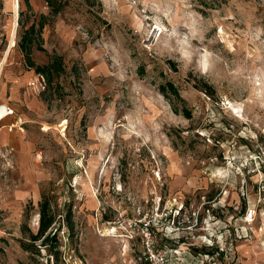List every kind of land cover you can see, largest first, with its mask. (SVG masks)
<instances>
[{"label":"rangeland","instance_id":"1","mask_svg":"<svg viewBox=\"0 0 264 264\" xmlns=\"http://www.w3.org/2000/svg\"><path fill=\"white\" fill-rule=\"evenodd\" d=\"M12 3L0 0V106L14 109L0 122V264H237L243 208L264 201V0H70L55 17L19 0L11 47ZM42 22L32 59L62 66L38 94L18 43ZM169 83L183 101L160 92ZM43 197L59 231L37 254L21 242Z\"/></svg>","mask_w":264,"mask_h":264},{"label":"trees","instance_id":"2","mask_svg":"<svg viewBox=\"0 0 264 264\" xmlns=\"http://www.w3.org/2000/svg\"><path fill=\"white\" fill-rule=\"evenodd\" d=\"M50 9V15L52 17H55L59 15L69 4L70 0H44ZM82 2L92 3V0H78ZM42 18H45L44 16ZM45 24L42 22L39 24V28L37 31V27L35 24H33L27 31H25L18 43L20 51L24 54L29 66L31 68H34L38 74H42L47 78V81L49 84H52L53 82V76L56 71H58L62 66V60L59 57H54L51 63L47 66H37L33 59H32V51L34 48V45L37 43V39H35V34L44 29ZM39 40L42 41L41 33L39 34ZM160 92L165 95L169 96L171 93L175 96L176 99L179 101H183L181 98L179 90L175 87L174 84L169 83L168 85H162L160 88ZM174 112L179 113V110L176 106H174ZM183 114L187 118H191L190 112L184 108ZM40 225L39 230L36 234L30 233V242H21L22 248L27 252L37 253L40 254V251L37 250V242H41V246L46 247V249L50 250V241L56 240L57 233L59 229L56 231L53 230L52 226L54 224V217L51 214V204L50 201L43 197V201L40 204ZM246 208H243V214L245 212ZM70 226V225H68Z\"/></svg>","mask_w":264,"mask_h":264},{"label":"crops","instance_id":"3","mask_svg":"<svg viewBox=\"0 0 264 264\" xmlns=\"http://www.w3.org/2000/svg\"><path fill=\"white\" fill-rule=\"evenodd\" d=\"M2 106L4 107L8 106L9 108L13 109L8 103L6 104V106L5 105H2ZM9 117H5L1 121L6 120ZM12 124H15V123H12ZM10 125L11 124H9V126ZM17 126L18 124L16 125V127ZM19 129L23 130L24 128L20 127ZM7 139L9 140V137ZM16 141H17V138L12 136L10 137L8 144H10L11 142V144L15 145ZM11 147L12 149L14 148L13 146ZM249 202L250 204H254L255 206H257L258 210L262 209L264 211V201L263 200L260 201L258 195L253 200L250 199ZM258 225L259 223L257 224V226ZM233 255H234L233 258L236 257L237 264H264V233H259L258 231H254V233L250 235L249 238L245 242L241 243L240 245L238 244L235 245V250L233 252Z\"/></svg>","mask_w":264,"mask_h":264},{"label":"built area","instance_id":"4","mask_svg":"<svg viewBox=\"0 0 264 264\" xmlns=\"http://www.w3.org/2000/svg\"><path fill=\"white\" fill-rule=\"evenodd\" d=\"M29 86L32 90H34L38 94H40L46 90L47 81H46L44 75L38 74V75H35V77L32 80H30ZM6 110H7V117L14 115L13 109L6 106ZM0 122H2V121H0ZM16 125H17L16 123L11 124L9 126V130L12 131L16 127ZM261 153L264 156V150L263 149H261ZM156 176L160 177V173L158 172ZM263 181H264V178H263L262 182ZM259 199H260V201L263 200L261 197H259ZM259 203H261V202H259ZM242 218L247 225V228H245L246 239H248L249 236L254 233V231H258L259 233H264V211L262 209L258 210L257 206H255L254 204H250V202H249V205H248L247 209L245 210ZM258 223H259V225L257 226ZM146 238L148 239V241H152V234L150 232H146ZM151 255L154 256L155 254L153 252H151Z\"/></svg>","mask_w":264,"mask_h":264},{"label":"bare ground","instance_id":"5","mask_svg":"<svg viewBox=\"0 0 264 264\" xmlns=\"http://www.w3.org/2000/svg\"><path fill=\"white\" fill-rule=\"evenodd\" d=\"M12 5H13V8H14V19H15V24H14V28L12 30V44H11V47L13 46L14 44V41H15V38H16V32H17V25H18V14H19V0H12ZM10 47V48H11ZM10 52V49L8 50L4 60L2 61L1 65H0V76L2 74V70H3V67H4V64L6 62V59L8 57V54ZM4 106L0 107V121L7 117V110H6V113L4 112L3 110ZM6 109V107H5Z\"/></svg>","mask_w":264,"mask_h":264}]
</instances>
